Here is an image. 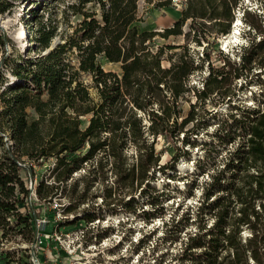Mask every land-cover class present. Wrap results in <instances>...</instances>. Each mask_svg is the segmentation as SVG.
Here are the masks:
<instances>
[{"label": "trees", "instance_id": "16d2710c", "mask_svg": "<svg viewBox=\"0 0 264 264\" xmlns=\"http://www.w3.org/2000/svg\"><path fill=\"white\" fill-rule=\"evenodd\" d=\"M143 1L155 9L172 4ZM249 1L184 0L170 26L140 30L139 0H73L61 11L64 28L37 15L31 44L21 52L0 28L1 228H9L13 217L15 226L28 227L34 241L37 208L63 193L71 201L62 212L74 211L84 201L93 170L105 180L107 171L113 177L112 185L104 186L99 210L121 207L154 216L170 191L155 186L157 172H175L179 156L188 155L184 147L195 145L207 121L200 109L215 119L225 106L208 153L218 151L215 146L231 147L196 209L197 215L209 213L212 222L186 237L178 259L180 264H264V90L250 91L251 104L237 101L239 91L254 83L264 86V0L257 5L261 12L242 9L244 46L233 48L234 53L214 48L218 35L230 32L236 10ZM5 10L0 0V13ZM171 37L183 41L167 43ZM191 43L202 47L200 55ZM102 61L118 70L104 69ZM204 69L200 84H191L190 77ZM28 110L34 119H28ZM158 138L173 144L180 140L184 147L176 146L179 152L160 165ZM49 160L50 180L37 182L33 198L23 177L34 176L33 167ZM79 170L84 174L74 179ZM136 195L153 210L145 211ZM96 206L83 208L72 220H57L59 227L93 222ZM181 222H175L177 233ZM243 228L250 232L244 239Z\"/></svg>", "mask_w": 264, "mask_h": 264}, {"label": "rangeland", "instance_id": "374dc122", "mask_svg": "<svg viewBox=\"0 0 264 264\" xmlns=\"http://www.w3.org/2000/svg\"><path fill=\"white\" fill-rule=\"evenodd\" d=\"M72 1L3 0V6L6 10L0 13V28L11 40L14 48L20 52L24 51L31 44V36L36 27V16L43 15L44 18L55 19L59 29L64 28L65 24L62 21L61 11L65 5ZM260 1L252 2L250 0L236 10L235 25L233 34H231L233 36L224 43L222 42L223 37L218 35L214 44L216 53H219V49L234 53L237 50L233 48L246 44V38L242 32L247 28L240 19L242 9L246 5L247 8L261 12V8L258 7ZM183 2L184 0H172L171 6L155 9L152 4H146L143 0H139L138 14L140 20L136 23L138 28L140 30H161L170 26L180 15ZM187 29L188 27L185 25L184 30ZM182 41V37H171L168 42H165L182 43ZM162 42L164 41H159V43ZM191 46L194 53L200 55L202 47L192 43ZM233 58L236 59V56L231 54V59L233 60ZM102 66L104 69L118 70V65L109 64L106 61H102ZM205 74V69L204 72L193 74L190 77V83L198 86L201 77ZM9 80L13 81L12 78ZM241 82L236 83L239 86ZM260 87L264 90V86L254 83L250 90L239 91L237 101L251 104L250 91H258ZM191 99H194V95L191 96ZM226 111V107L222 106L218 108L216 115L220 117L221 113ZM28 113L29 120L36 117L31 110H28ZM199 114L200 117H207L205 119L207 121L205 128L196 137V143L193 147L188 145L184 147L180 140L175 144L164 141L162 138L156 140L155 148L161 151L158 161L160 165L169 161L174 153L179 152L176 146L189 149L188 155L179 156L177 162L174 163L175 172L171 170H167L166 174L157 172L158 176L154 181L155 186L160 189L170 188L167 197L162 201L164 206L162 210L157 211L150 218H146L142 213L139 214L140 210L133 213L124 211L121 207L113 211L99 210L98 207L102 205L104 186L105 184L107 186L112 185L113 177L107 171L105 180L98 176L96 170H93L86 182L88 189L85 191L84 201L79 203L74 211L67 214L62 212L71 201L63 193L56 195L50 204L37 208L40 213L35 222L34 242L30 241L31 235L28 227L15 226L16 221L13 217L9 219V228L2 229L0 226V264H180L178 255L186 237L189 234L192 235L197 230V226L208 227L212 222L209 213L197 215L196 209L202 200L206 185L211 180L210 176L222 168L223 157L231 147L222 148L214 145L219 150L208 153L211 147V134L218 119L217 116L215 119H211L203 109L199 110ZM85 122L86 120L83 118L82 124ZM193 138H190L191 142ZM203 142H208V145L205 146ZM127 154L129 160H132L134 148H130ZM205 154H209L210 159H207ZM51 162L52 160H49L40 166H34V176L23 177L26 186L30 189L31 197L34 198V188L39 180L42 178L50 180L48 168ZM212 162L215 164L211 165ZM90 168H93V165H90ZM83 174L84 170H79L73 174V178L76 179ZM167 174H171L173 177H169ZM80 188L81 185L78 186V190ZM80 192L81 190L78 191V194ZM149 193L153 194V191L151 190ZM128 197V194L125 195L123 201ZM74 199L78 201L80 198L74 196ZM135 202H140L147 212L153 210L145 197L136 195ZM93 205H97L94 211L96 218L93 222L86 223L83 220H78L73 226L59 227L62 223H58L57 220H72L75 213L80 216L83 208L88 209ZM24 211L20 206V212L24 213ZM114 212L115 214H113ZM178 219L182 220L179 233L175 232L174 226ZM22 228H24L23 231ZM249 235L250 232L243 228L241 231L242 239ZM172 238L176 240L173 242L171 241ZM183 264H191V261H184Z\"/></svg>", "mask_w": 264, "mask_h": 264}, {"label": "bare ground", "instance_id": "6f19581e", "mask_svg": "<svg viewBox=\"0 0 264 264\" xmlns=\"http://www.w3.org/2000/svg\"><path fill=\"white\" fill-rule=\"evenodd\" d=\"M233 28H234V26L232 27V32H231V30H230V32H229L228 34L222 36L223 38L221 37V38H222V42L226 43L227 40H228V38L233 36V35H231V34H233ZM234 34H235V33H234ZM116 215H117V214H116Z\"/></svg>", "mask_w": 264, "mask_h": 264}, {"label": "water", "instance_id": "95a60500", "mask_svg": "<svg viewBox=\"0 0 264 264\" xmlns=\"http://www.w3.org/2000/svg\"><path fill=\"white\" fill-rule=\"evenodd\" d=\"M235 25V23L233 24V26ZM57 42V40H54L52 45L50 46V48H48L44 53H46L47 51H49L54 45L55 43Z\"/></svg>", "mask_w": 264, "mask_h": 264}, {"label": "built area", "instance_id": "2783aa9c", "mask_svg": "<svg viewBox=\"0 0 264 264\" xmlns=\"http://www.w3.org/2000/svg\"><path fill=\"white\" fill-rule=\"evenodd\" d=\"M34 242V241H33ZM43 262H45V260H43Z\"/></svg>", "mask_w": 264, "mask_h": 264}]
</instances>
